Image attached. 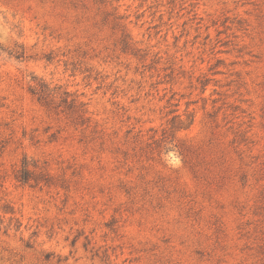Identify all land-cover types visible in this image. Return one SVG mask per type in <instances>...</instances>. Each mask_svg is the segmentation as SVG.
Masks as SVG:
<instances>
[{
    "label": "rangeland",
    "instance_id": "374dc122",
    "mask_svg": "<svg viewBox=\"0 0 264 264\" xmlns=\"http://www.w3.org/2000/svg\"><path fill=\"white\" fill-rule=\"evenodd\" d=\"M0 264H264V0H0Z\"/></svg>",
    "mask_w": 264,
    "mask_h": 264
},
{
    "label": "trees",
    "instance_id": "16d2710c",
    "mask_svg": "<svg viewBox=\"0 0 264 264\" xmlns=\"http://www.w3.org/2000/svg\"><path fill=\"white\" fill-rule=\"evenodd\" d=\"M50 90L51 88L49 87V84L44 80H40L35 87H31L32 93L37 96V99L40 102H47L48 94L51 93ZM192 122L193 120L189 123V126L192 124ZM183 126L188 127V123L182 124L181 127ZM31 166L37 167L36 162L34 160H30L27 156H24L21 166L15 173V179L22 184H32V181L38 182L40 179L35 173V169H32Z\"/></svg>",
    "mask_w": 264,
    "mask_h": 264
}]
</instances>
